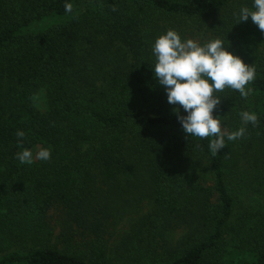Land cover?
<instances>
[{"label": "trees", "instance_id": "trees-1", "mask_svg": "<svg viewBox=\"0 0 264 264\" xmlns=\"http://www.w3.org/2000/svg\"><path fill=\"white\" fill-rule=\"evenodd\" d=\"M65 2L0 0V264H264V33L234 15L252 0ZM169 28L256 68L247 97L217 93L223 130L258 121L215 155L154 77Z\"/></svg>", "mask_w": 264, "mask_h": 264}, {"label": "clouds", "instance_id": "clouds-1", "mask_svg": "<svg viewBox=\"0 0 264 264\" xmlns=\"http://www.w3.org/2000/svg\"><path fill=\"white\" fill-rule=\"evenodd\" d=\"M66 13L72 12L73 5L65 2ZM236 16V23L249 18L264 33V0H252V6H242ZM220 38L201 42L198 39L184 37L172 28L158 35L152 44L151 52L155 57L152 66L154 77L164 87L167 102L174 105L182 131L188 137L208 138V147L212 154H217L227 145L246 133V125L253 126L258 115L251 111L239 113L242 126L234 131L221 127L219 114L213 115L221 105L222 98L217 93L226 88L238 91L241 97H247L251 88L246 87L256 78V68L245 63L237 54L229 50ZM39 104V97H31ZM181 109L185 114H181ZM17 143L22 144L25 132L17 130ZM198 146V145H197ZM21 164L31 165L35 160L47 161L51 158L50 148H39L35 154L30 148H22L16 154Z\"/></svg>", "mask_w": 264, "mask_h": 264}, {"label": "rangeland", "instance_id": "rangeland-1", "mask_svg": "<svg viewBox=\"0 0 264 264\" xmlns=\"http://www.w3.org/2000/svg\"><path fill=\"white\" fill-rule=\"evenodd\" d=\"M57 18H46V20H44L43 22L42 21H39V22H35L34 24H32L31 26L32 27H35V26H38V25H41V26H44L45 24L49 23L50 21H55ZM79 37V36H78ZM85 47V39L84 38H81L79 43H78V51L81 50L82 48ZM79 53V52H78ZM80 54V53H79ZM36 96L39 97V104L37 105L36 103L33 102L34 106L39 109L40 111H45L47 109V97H46V92H45V88L41 87L39 88L36 93L34 94ZM244 191H239L238 192V197L241 199L243 196ZM248 203L253 205L255 204V202L253 201L252 198H248L247 199ZM241 203V202H240ZM238 210H240V207L238 208ZM178 234V233H177Z\"/></svg>", "mask_w": 264, "mask_h": 264}]
</instances>
